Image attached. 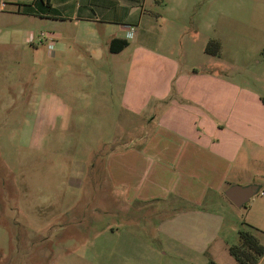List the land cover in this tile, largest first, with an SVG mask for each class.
<instances>
[{"label":"rangeland","instance_id":"rangeland-1","mask_svg":"<svg viewBox=\"0 0 264 264\" xmlns=\"http://www.w3.org/2000/svg\"><path fill=\"white\" fill-rule=\"evenodd\" d=\"M23 1L0 0V264H107L112 225L116 237L138 234L163 252L150 208L120 209L105 183L112 140L132 136L139 126L137 116L118 113L122 97L109 87L123 82L89 81L87 71L99 67L56 49L55 24L18 12ZM165 2H174L178 13L159 15L166 28L154 35L160 46L144 48L158 63L144 68L150 76L144 89L153 79L162 85L158 75L171 76L172 90L214 92L207 105L248 106L264 119V0ZM152 3L146 7L158 12ZM146 41L152 42L150 35ZM209 42L218 53L207 49ZM99 86L108 90L99 93ZM123 101L129 102L126 94ZM253 174L262 182L244 205L209 195L207 206L222 214L224 228L204 257L151 255L143 247L139 257H114L113 264H240L227 249L237 243L239 229L264 245L263 134L257 135ZM257 264H264V255Z\"/></svg>","mask_w":264,"mask_h":264},{"label":"crops","instance_id":"crops-1","mask_svg":"<svg viewBox=\"0 0 264 264\" xmlns=\"http://www.w3.org/2000/svg\"><path fill=\"white\" fill-rule=\"evenodd\" d=\"M37 1L24 0L17 9L21 11ZM48 2V12L24 14L55 24L60 40L56 49L60 52H73L83 65L99 67L87 71L89 81L123 82L120 88L113 84L109 87L122 97L118 113L138 118L139 126L132 136L112 140L105 156V183L120 209L137 212L150 208L149 215L157 217L154 228L163 252L156 253L138 234L123 231L122 237H116L112 225L106 239L107 264H113L118 256L137 258L143 247L149 248L151 255L204 257L224 228L222 214L207 206L209 195H225L231 185L262 182L256 180L253 170L257 135H264V119H258L256 109L248 106L207 105V98L214 92L172 90L171 76L160 80L158 75L157 82L162 85L154 84L153 79V85L144 89L150 78L144 68L158 65L157 59L146 53L152 50L145 52L144 48L160 46L161 38L154 35L166 28L159 23V15L174 17L178 13L174 2L153 0L158 12L146 7L147 0ZM180 10L187 12L189 8L183 4ZM130 28L133 30L128 36ZM149 35L152 42L146 41ZM114 39L127 44L113 52L110 44ZM120 45L117 42L113 46L117 49ZM107 90L99 86L97 91ZM125 94L128 103L123 101ZM194 97L198 99L196 105L184 104ZM117 241L129 245H114Z\"/></svg>","mask_w":264,"mask_h":264},{"label":"trees","instance_id":"trees-1","mask_svg":"<svg viewBox=\"0 0 264 264\" xmlns=\"http://www.w3.org/2000/svg\"><path fill=\"white\" fill-rule=\"evenodd\" d=\"M37 10H36V8ZM40 11H49V2L48 0H38L34 5H27L23 10H18V12L40 15ZM120 42L121 45L116 49L115 43ZM208 43L207 49L211 51L209 48L210 44ZM127 43L125 41H121L118 39L112 40L110 44V49L113 52H118L121 50ZM218 44V43H216ZM219 47L217 46L212 53H218ZM261 101L264 105V97H261ZM229 253L235 258V260L240 264H257L260 258L264 255V245L259 242L257 237L248 229H239L238 231V241L235 244H230L227 247ZM206 264H217L214 260L210 259L206 262Z\"/></svg>","mask_w":264,"mask_h":264},{"label":"water","instance_id":"water-1","mask_svg":"<svg viewBox=\"0 0 264 264\" xmlns=\"http://www.w3.org/2000/svg\"><path fill=\"white\" fill-rule=\"evenodd\" d=\"M257 185H231L225 190V196L236 206L244 205L255 193Z\"/></svg>","mask_w":264,"mask_h":264},{"label":"built area","instance_id":"built-area-1","mask_svg":"<svg viewBox=\"0 0 264 264\" xmlns=\"http://www.w3.org/2000/svg\"><path fill=\"white\" fill-rule=\"evenodd\" d=\"M5 8V5H2V9ZM133 28H130L127 32V35L130 36L132 33ZM261 194H264L263 192Z\"/></svg>","mask_w":264,"mask_h":264}]
</instances>
